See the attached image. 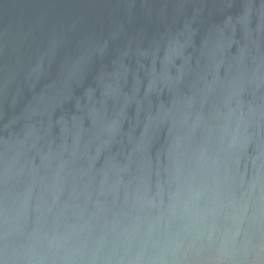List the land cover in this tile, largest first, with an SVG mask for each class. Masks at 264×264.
Wrapping results in <instances>:
<instances>
[{
  "label": "water",
  "instance_id": "1",
  "mask_svg": "<svg viewBox=\"0 0 264 264\" xmlns=\"http://www.w3.org/2000/svg\"><path fill=\"white\" fill-rule=\"evenodd\" d=\"M0 264H264V0H0Z\"/></svg>",
  "mask_w": 264,
  "mask_h": 264
}]
</instances>
